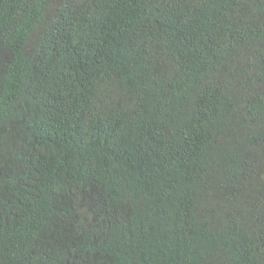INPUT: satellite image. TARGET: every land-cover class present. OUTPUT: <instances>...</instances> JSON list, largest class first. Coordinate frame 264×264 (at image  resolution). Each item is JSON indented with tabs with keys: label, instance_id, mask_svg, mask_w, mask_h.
Segmentation results:
<instances>
[{
	"label": "trees",
	"instance_id": "obj_1",
	"mask_svg": "<svg viewBox=\"0 0 264 264\" xmlns=\"http://www.w3.org/2000/svg\"><path fill=\"white\" fill-rule=\"evenodd\" d=\"M0 264H264V0H0Z\"/></svg>",
	"mask_w": 264,
	"mask_h": 264
}]
</instances>
